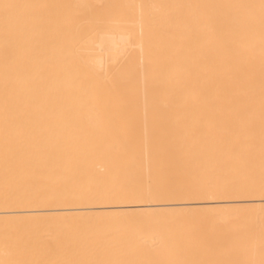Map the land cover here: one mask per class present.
<instances>
[{"label":"bare ground","instance_id":"6f19581e","mask_svg":"<svg viewBox=\"0 0 264 264\" xmlns=\"http://www.w3.org/2000/svg\"><path fill=\"white\" fill-rule=\"evenodd\" d=\"M0 264H264V0H0Z\"/></svg>","mask_w":264,"mask_h":264}]
</instances>
